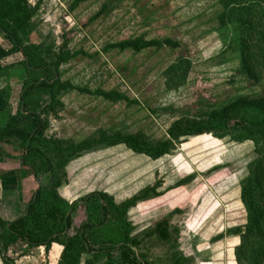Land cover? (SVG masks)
<instances>
[{
    "label": "rangeland",
    "instance_id": "rangeland-1",
    "mask_svg": "<svg viewBox=\"0 0 264 264\" xmlns=\"http://www.w3.org/2000/svg\"><path fill=\"white\" fill-rule=\"evenodd\" d=\"M25 1L31 18L19 33L22 43L32 44L46 62L66 52L72 56L61 63L54 79L74 89L60 91L61 106L47 109V138L77 143L103 131L142 134L148 142L168 140L177 121L206 120L235 99L264 90V65L252 66L256 75L243 71L234 42L238 33L220 27V0ZM253 8L264 19V3ZM164 39L178 45L113 47L125 40ZM0 45L10 47L1 32ZM23 60L18 53L1 61L10 67L9 77L0 79V89L8 86L10 94L0 125L2 117L16 110L26 78L18 64ZM96 92L121 98L106 99ZM263 118L241 111L228 128L236 136L249 127L247 133L256 141L235 140L223 129L217 132L220 138L205 133L173 140L170 152L157 159L122 145L76 156L66 164V180L58 191L76 205L66 235L76 234L86 222V196L100 192L119 204L144 193L126 214L130 237L138 242L130 248L141 263L239 264V234L246 220L241 192L249 167L259 158L256 149L264 153V125L257 123ZM21 154L15 143L0 144V176L11 173L16 178L6 188L0 180L1 215L11 208L6 207V189L16 190L25 202L37 188L32 172L20 166ZM40 180L46 185L49 175ZM163 220L168 241L154 230ZM62 249L53 244L44 254L42 248L31 251L17 243L7 255L14 264H59ZM89 259L91 255H83L80 264ZM94 264L106 262L99 258Z\"/></svg>",
    "mask_w": 264,
    "mask_h": 264
},
{
    "label": "trees",
    "instance_id": "trees-1",
    "mask_svg": "<svg viewBox=\"0 0 264 264\" xmlns=\"http://www.w3.org/2000/svg\"><path fill=\"white\" fill-rule=\"evenodd\" d=\"M262 3L264 0H220V27L225 28L226 32L231 30L238 33L234 42L243 71L252 75L257 74L253 72L252 66L264 65V19L253 8ZM26 7L25 0H0V32L10 45L9 48L0 45V79L9 77L10 67H4L1 61L18 53L24 59L18 64L21 63V70L26 75L21 82L15 112L9 111L6 118L1 116L4 122L0 125V144L15 143L22 150L20 166L32 172L37 188L25 202L20 200L16 190L4 191L8 200L6 207L11 205V208L8 215H1L0 212V260L3 264H14L7 254L17 243L24 244L31 251L42 248L44 254L49 252L53 244H60L63 249L59 264H80L83 255L92 256V260H86L84 264H94L99 258L105 259L106 264H143L130 248L138 242L130 237L126 214L137 201L144 199V193L119 204L100 192L86 196L83 198L87 211L86 222L76 234L68 237L66 234L71 228V213L76 205L69 204L58 192L66 180V164L76 156L99 147L122 145L135 154L157 159L170 152L173 140L205 133L220 138L217 132L232 128V117L241 111H253L264 116V90L259 94L235 99L220 110L209 113L206 120L177 121L169 130L168 140L148 142L142 134L111 135L103 131L77 143L47 138L44 135L47 109L61 106L57 100L60 91L74 89L69 83L54 79L61 63L72 56L66 52L58 58L52 56L46 62L33 51L32 44L22 43L19 33L31 18ZM177 45L171 39L153 42L125 40L113 47L141 50L151 46L174 48ZM9 94L8 86L0 89V113L9 109ZM96 95L106 99L121 98L116 93L96 92ZM257 123L264 125V118ZM248 128L236 136L229 129L227 132L238 141H256L247 133L250 131ZM256 151L259 158L249 167V175L243 180L245 183L241 192L246 220L239 234L240 245L236 255L239 264H264V153ZM55 159L59 162L54 163ZM3 168L0 158V169ZM41 175H49L46 185L41 183ZM0 180L5 186L8 182L14 183L16 178L8 173L1 175ZM154 230L161 240H169L166 221L158 222Z\"/></svg>",
    "mask_w": 264,
    "mask_h": 264
}]
</instances>
